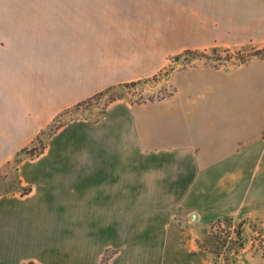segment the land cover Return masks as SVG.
I'll use <instances>...</instances> for the list:
<instances>
[{
    "label": "crops",
    "instance_id": "obj_1",
    "mask_svg": "<svg viewBox=\"0 0 264 264\" xmlns=\"http://www.w3.org/2000/svg\"><path fill=\"white\" fill-rule=\"evenodd\" d=\"M209 47L264 48V0H0V169L73 104ZM168 81L158 101L66 119L21 159L0 264H226L197 239L264 214V54Z\"/></svg>",
    "mask_w": 264,
    "mask_h": 264
},
{
    "label": "rangeland",
    "instance_id": "obj_2",
    "mask_svg": "<svg viewBox=\"0 0 264 264\" xmlns=\"http://www.w3.org/2000/svg\"><path fill=\"white\" fill-rule=\"evenodd\" d=\"M256 50L258 49L237 50L223 47H209L205 50H191L188 54L178 59H176V56H172L167 61V64L157 72L146 77L134 79L142 81L141 83L129 87H115L108 93L90 102H82V100L80 104L75 103L72 107L66 109V111L64 110L59 119L65 121L70 117H73V119L87 116L92 117L93 115L91 113H99L112 101V98H123L133 104L158 101L170 94L173 90L172 85L168 81V74H164L169 66H173L174 69L186 67L193 63L203 62L214 67H231L243 63L251 56H254ZM46 137L47 136L43 135L44 143ZM14 158L10 164L0 169V192L10 190L18 182ZM224 216L230 217L228 222L226 221L224 223V227L230 231H232L238 221L244 219L242 231L244 246L238 250L236 258L232 261L231 258L234 256L232 250L233 245L226 242V244L221 247L218 254H212L217 261L220 260L226 264H233L237 259L241 257L244 258L246 254H264V214L248 216L221 215L219 217ZM217 218L213 222H215ZM212 223L202 228L198 238L203 237Z\"/></svg>",
    "mask_w": 264,
    "mask_h": 264
},
{
    "label": "trees",
    "instance_id": "obj_3",
    "mask_svg": "<svg viewBox=\"0 0 264 264\" xmlns=\"http://www.w3.org/2000/svg\"><path fill=\"white\" fill-rule=\"evenodd\" d=\"M191 50H186L183 54L176 56V59H178L181 56H184L188 54ZM264 54V48L258 49L255 51L254 55H263ZM173 69V66H169L167 70L164 72V74H168ZM142 81L140 80H130L122 83H118L116 85L109 86L101 91L96 92L95 94L87 97L82 102L87 101L90 102L91 100L108 93L115 87H129V86H135ZM115 98H112L111 100H114ZM81 102H78L77 104H80ZM66 111V110H65ZM62 113H60L51 124L45 129H43L32 141L31 145L29 147L23 148L14 158V161L16 162L15 169L18 167V163L21 161V159L24 156L33 158L34 156L39 155L45 146L43 135L49 136L52 134L58 127H60L63 124V121L59 119ZM28 191L27 188L23 189V193H26ZM230 217L224 216V217H218L215 222H213L210 226V228L205 232L202 238H198L197 242L199 246L212 254L216 255L218 254L222 246H224L227 243H231L233 245L232 250L234 256L231 258L233 261L236 258V255L238 253V250L243 248L244 246V240L242 237V231L244 227V219H241L238 221L236 226L232 229V231L226 229L224 227V223L229 220ZM233 234V235H232ZM106 256L103 258L102 262L104 263L106 260ZM22 264H36L34 261L29 260L26 262H23Z\"/></svg>",
    "mask_w": 264,
    "mask_h": 264
}]
</instances>
